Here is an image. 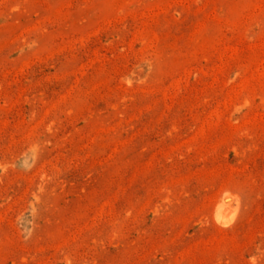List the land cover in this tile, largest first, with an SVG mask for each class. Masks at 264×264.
Masks as SVG:
<instances>
[{
    "label": "rangeland",
    "instance_id": "rangeland-1",
    "mask_svg": "<svg viewBox=\"0 0 264 264\" xmlns=\"http://www.w3.org/2000/svg\"><path fill=\"white\" fill-rule=\"evenodd\" d=\"M0 264H264V0H0Z\"/></svg>",
    "mask_w": 264,
    "mask_h": 264
},
{
    "label": "bare ground",
    "instance_id": "bare-ground-1",
    "mask_svg": "<svg viewBox=\"0 0 264 264\" xmlns=\"http://www.w3.org/2000/svg\"><path fill=\"white\" fill-rule=\"evenodd\" d=\"M220 216V215H219Z\"/></svg>",
    "mask_w": 264,
    "mask_h": 264
}]
</instances>
